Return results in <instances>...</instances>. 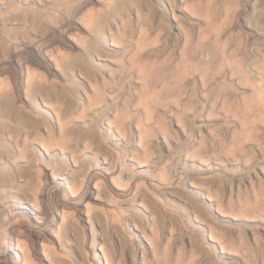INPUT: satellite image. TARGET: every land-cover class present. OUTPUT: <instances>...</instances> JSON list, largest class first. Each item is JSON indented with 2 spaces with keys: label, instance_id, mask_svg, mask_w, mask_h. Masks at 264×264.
I'll return each instance as SVG.
<instances>
[{
  "label": "rangeland",
  "instance_id": "obj_1",
  "mask_svg": "<svg viewBox=\"0 0 264 264\" xmlns=\"http://www.w3.org/2000/svg\"><path fill=\"white\" fill-rule=\"evenodd\" d=\"M14 2L0 79L93 77L69 70L84 105L9 160L0 264H264V0Z\"/></svg>",
  "mask_w": 264,
  "mask_h": 264
},
{
  "label": "bare ground",
  "instance_id": "obj_2",
  "mask_svg": "<svg viewBox=\"0 0 264 264\" xmlns=\"http://www.w3.org/2000/svg\"><path fill=\"white\" fill-rule=\"evenodd\" d=\"M5 1H7V3L4 7L7 13L4 15L2 14L3 16H0V66L1 64H3L1 62L3 57L9 54L8 52L10 48L8 45V40H11L14 43H17L18 40V37L16 35L17 31L14 30L15 28H18V26L16 24H12L13 22L11 21H23L25 19V17L22 18L18 13H11L10 8L16 7V3L14 2V0ZM24 35V37H27V33L24 32ZM32 40L33 39H30V41ZM4 64L6 66H3L2 68H6L11 74L10 77L8 76L10 80L8 77L0 79V189L2 185L5 186L6 184H8V186H5L1 190L15 191V189H17V191L15 192L18 195L20 194V192L18 191V189L20 188V184H18V178L15 171L18 170L21 173L23 169L14 163H9V160L11 158L14 159L16 156H20L21 158L22 155L23 157L25 154L24 152H27V149H29L28 146L32 148V144L29 139L43 141V139L46 138L45 136L50 134L52 135L58 126L60 134H63L65 132L66 122L69 119L68 115L70 113H73L71 111V107L74 105V102L76 104L81 103V105H84L81 102L82 100L79 99V89L76 85H74V74H71L69 70H72L73 67H78L79 72L84 74V76H86L88 79H92L93 72L80 59L76 57H70L62 63L65 76L72 83V85L70 86V90L57 89V87L53 84L48 87L46 85V75L42 74L41 72H36L35 70L31 71V69H28L29 71L27 70V81L25 86L22 88V86L18 83L22 73L21 66L18 65L14 69L7 63ZM69 96L75 97L76 101H74L73 99L72 103L69 102L67 104V107H65L64 109H58L52 106L53 98H56V101H64L66 104L65 100H68ZM104 97V93L97 92L96 98L93 103L96 104L97 102L102 101ZM53 120L57 122V125ZM89 122L92 124L89 132L94 136L97 132V125H95L96 120L91 118ZM38 152L41 153L40 150ZM17 173L19 175V172ZM16 194L12 192L8 195L19 198L16 196ZM15 229L18 231V228L15 227ZM107 260L110 259L108 258Z\"/></svg>",
  "mask_w": 264,
  "mask_h": 264
}]
</instances>
